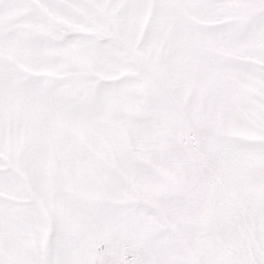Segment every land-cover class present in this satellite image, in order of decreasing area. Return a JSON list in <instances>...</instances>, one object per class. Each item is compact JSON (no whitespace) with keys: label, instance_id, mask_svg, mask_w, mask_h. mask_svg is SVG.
Wrapping results in <instances>:
<instances>
[{"label":"snow or ice","instance_id":"obj_1","mask_svg":"<svg viewBox=\"0 0 264 264\" xmlns=\"http://www.w3.org/2000/svg\"><path fill=\"white\" fill-rule=\"evenodd\" d=\"M0 264H264V0H0Z\"/></svg>","mask_w":264,"mask_h":264}]
</instances>
